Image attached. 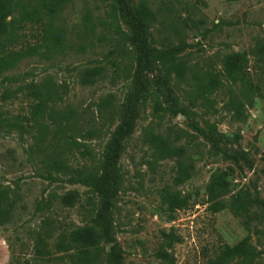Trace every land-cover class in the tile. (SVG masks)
I'll return each mask as SVG.
<instances>
[{"label":"rangeland","instance_id":"rangeland-1","mask_svg":"<svg viewBox=\"0 0 264 264\" xmlns=\"http://www.w3.org/2000/svg\"><path fill=\"white\" fill-rule=\"evenodd\" d=\"M148 3L158 16L153 28L154 45L162 47L186 41L187 60L195 72L219 71L223 56L234 51H248L249 61L239 79L225 81L214 90L210 95L212 107H192L183 94L189 88L188 83L173 87L172 82L173 96L194 111L192 117L160 112L163 116L155 118L150 102L136 122L121 156L126 181L113 213V233L124 264H167L158 253L164 233L171 230L182 237L181 242L168 248L175 264H206L223 244H234L246 236H251V242L262 250L264 264V233L247 229L229 208L214 211L206 193L210 178L223 173L231 179L234 190L257 189L264 198V69L263 62L252 52L257 41L264 39V0H148ZM58 23L67 32L62 53L50 59L29 57L5 74L29 70L28 79L52 75L63 84L67 91L63 106L74 107L84 121L95 118L99 126L105 122L102 136L89 140L100 152L110 124L98 116V102L113 93L120 104L132 85V78L127 79L123 72L114 74L115 62L120 66L128 62L121 55V32L131 33L110 3L102 0H69ZM27 33L31 40L36 39L35 30ZM130 47V41L124 43L126 51ZM84 66H103L105 74L94 84H83L79 70ZM162 74L159 70L143 77L150 93L159 91L166 105L161 90ZM6 83L12 88L17 86L8 80ZM2 90L0 84V98ZM233 97L245 101L247 117L243 120L233 116L229 106ZM19 102L11 106L13 111L23 109ZM194 121L202 127L212 124L220 141L215 143L200 134L193 127ZM149 122L162 133L172 127L177 131L173 136H181L178 143L187 148L188 159L195 164L191 178L182 184L173 185L174 158L160 161L155 168L148 164L151 150L141 134ZM31 141L30 136L18 133L0 135V187H18L21 194L14 217L0 223V264H85L77 260L75 248L61 251L56 246L61 232L89 223L90 214L80 204L55 210L52 216L61 228L51 237L44 235L39 250L37 242L45 213L37 205L44 191L55 189L62 193L77 189L82 193V202L87 194L86 187L80 184H52L38 174L42 164L39 160L33 162L27 152ZM165 185L179 190L188 204L174 212L168 210L159 192ZM228 198L229 195L223 199Z\"/></svg>","mask_w":264,"mask_h":264},{"label":"trees","instance_id":"trees-1","mask_svg":"<svg viewBox=\"0 0 264 264\" xmlns=\"http://www.w3.org/2000/svg\"><path fill=\"white\" fill-rule=\"evenodd\" d=\"M69 0H0V135L18 133L28 135L32 141L27 152L30 159L42 164L37 173L50 183L80 184L86 187V200L77 189L58 192L44 191L37 209L45 213L40 236L39 250L43 236L51 237L60 225L52 214L59 207L71 208L80 204L90 214L89 223L73 231L60 233L56 246L61 251L76 249L77 260L85 264H124V256L113 233V213L119 192L126 181L120 160L136 122L151 102V114L161 118L160 112L170 115L183 114L192 117L193 110L173 96L174 84L188 83L184 89L185 100L192 107L207 105L212 107L210 95L225 81L235 82L243 73L249 61V52L234 51L223 56L219 71L195 72L186 56V41L166 46L154 45L153 28L157 21L156 11L148 0H102L108 1L117 17H121L130 30L121 33L122 56L128 59L124 66L115 62L114 74L120 71L132 85L120 104L116 96L109 93L98 102L99 117L109 120L108 136L102 150L97 152L89 140L100 138L105 122L99 126L96 119L83 120L81 114L70 105H62L67 91L63 84L52 75L40 79H28L29 70L6 75L20 61L33 56L53 58L65 49L66 29L59 19ZM27 30H35V40H31ZM130 41L132 47L124 49ZM264 69V39H259L253 49ZM134 64V68H132ZM119 70V71H118ZM162 71L163 104L159 91L150 93L143 75ZM103 66H84L79 70L80 82L94 84L104 76ZM17 86L12 88L6 82ZM173 83V87L171 86ZM17 101L22 110L15 112L11 106ZM229 106L233 116L239 120L247 117L241 98H231ZM117 121L116 125L115 122ZM107 125V123H106ZM200 134L209 136L215 143L220 141L212 124L202 127L193 122ZM177 131L170 127L166 133L156 129L149 122L142 131L141 138L151 150L148 164L155 168L160 161L176 160L173 185L177 186L191 178L195 164L188 159L187 148L178 143L181 136H173ZM179 135V134H178ZM228 175L217 173L210 178L206 187L208 202L214 211L229 208L240 217L247 227L257 233H264V198L261 193L242 187L234 190ZM163 203L171 212L188 204V199L180 196L179 190L165 185L160 190ZM229 195L228 200H224ZM21 194L10 186L0 187V223L10 221L18 210ZM164 241L158 256L167 264H175V257L168 248L181 242L182 237L173 230L164 233ZM262 250L251 242V236L234 244L225 243L217 254L206 264H262Z\"/></svg>","mask_w":264,"mask_h":264}]
</instances>
